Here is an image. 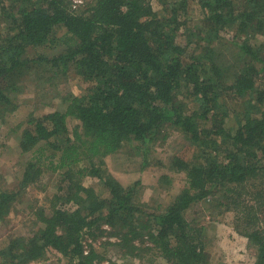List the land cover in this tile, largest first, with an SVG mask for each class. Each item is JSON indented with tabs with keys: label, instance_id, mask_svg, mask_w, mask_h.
Here are the masks:
<instances>
[{
	"label": "trees",
	"instance_id": "1",
	"mask_svg": "<svg viewBox=\"0 0 264 264\" xmlns=\"http://www.w3.org/2000/svg\"><path fill=\"white\" fill-rule=\"evenodd\" d=\"M152 1L92 0L84 8L0 0V123L18 108L12 79L24 70L40 69L65 105L30 118L20 134L19 150L32 157L18 189H0V223L18 193L39 182L46 160L58 180L49 211L35 212L37 230L9 240L0 264L50 256L57 264H115L110 249L141 264H210L205 226L187 218L199 204L231 215L251 264H264V0H157L159 10ZM194 6L200 16L191 26ZM183 41L197 54L187 56ZM43 49L57 54L29 57ZM70 73L88 84L83 94L55 90ZM67 119L79 123L72 134ZM167 128L187 142L167 164L184 184L151 208L138 195L140 182L122 186L106 159L126 144L165 141ZM169 174L160 176L165 186ZM87 177L106 195L84 186ZM103 235L115 241L88 242Z\"/></svg>",
	"mask_w": 264,
	"mask_h": 264
},
{
	"label": "rangeland",
	"instance_id": "2",
	"mask_svg": "<svg viewBox=\"0 0 264 264\" xmlns=\"http://www.w3.org/2000/svg\"><path fill=\"white\" fill-rule=\"evenodd\" d=\"M74 5L81 4L84 8L92 0H70ZM155 10L160 9L157 0L152 1ZM82 10L83 8H78ZM77 9V11H79ZM197 6L191 10L189 20L192 26L198 20L200 14ZM6 32L4 20L0 17V36ZM232 34V33H231ZM231 37V35H229ZM264 42V38L259 39ZM187 56L197 54L192 45H186ZM60 50V49H57ZM36 54H43L47 57L55 56V50L30 51L29 57L33 58ZM40 69L24 70L12 79L18 84V108L8 115L0 123V189L17 190V185L27 161L32 157L31 154H22L18 148V141L22 130L30 128L28 124L30 118L39 116L55 110H64L65 105L58 103L57 99L50 93L54 87L50 82H44L39 74ZM47 78V77H46ZM57 82V81H56ZM88 88V84L79 77L70 73L68 79L60 81L55 90H62L79 96ZM186 97L181 96L182 101ZM79 123L73 119H67V127L72 134L73 129ZM167 138L156 140L147 144L145 147H138L136 143L126 144L123 149L106 159V167L112 176L118 180L122 186H130L133 182H140L139 196L148 207L155 208L158 205H166L168 201L178 193L183 187V175L169 174L168 160L173 155H178L187 149V142L181 133L174 129H166ZM160 137V136H159ZM49 161L46 160L42 166V175L36 185L21 190L17 195V200L13 204L9 214L0 223V249L6 246L7 242L15 237L25 236L37 230L39 224L35 212L38 208L44 210L51 206V199L56 191L58 173L49 169ZM158 164H164L160 167ZM162 174H169L172 178L171 184L165 186L160 182ZM174 181V182H173ZM82 184L86 187H94L101 192L102 185L92 179L84 178ZM104 191V190H103ZM104 196L105 192H101ZM71 208V206H66ZM207 209V211H206ZM209 204H199L191 208L187 213L188 220H195L198 225L205 226L206 237L212 244V260L210 264H217L225 260L227 264H251V252L245 248V239L238 236L230 223L231 215L218 216V211L212 213ZM232 223V222H231ZM106 229V228H105ZM108 230V229H106ZM114 242L115 239L103 235L95 241L88 240L94 246L103 241ZM87 244V243H86ZM109 258L115 264H141L138 259L118 258L117 253L110 249ZM119 254V253H118ZM57 256H50L47 260L32 264H57ZM147 260V257H145ZM104 264H109L105 262Z\"/></svg>",
	"mask_w": 264,
	"mask_h": 264
}]
</instances>
